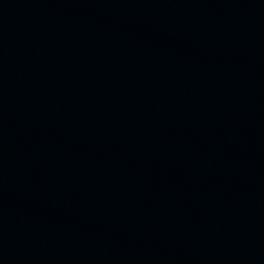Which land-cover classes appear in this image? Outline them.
I'll return each mask as SVG.
<instances>
[{
  "label": "water",
  "instance_id": "95a60500",
  "mask_svg": "<svg viewBox=\"0 0 264 264\" xmlns=\"http://www.w3.org/2000/svg\"><path fill=\"white\" fill-rule=\"evenodd\" d=\"M0 264H264V0H0Z\"/></svg>",
  "mask_w": 264,
  "mask_h": 264
}]
</instances>
